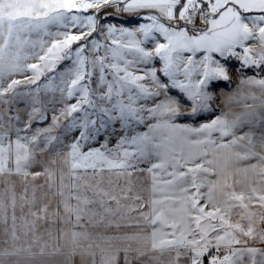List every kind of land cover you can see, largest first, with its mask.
<instances>
[{
	"label": "snow or ice",
	"instance_id": "1",
	"mask_svg": "<svg viewBox=\"0 0 264 264\" xmlns=\"http://www.w3.org/2000/svg\"><path fill=\"white\" fill-rule=\"evenodd\" d=\"M0 264H264V0H0Z\"/></svg>",
	"mask_w": 264,
	"mask_h": 264
}]
</instances>
